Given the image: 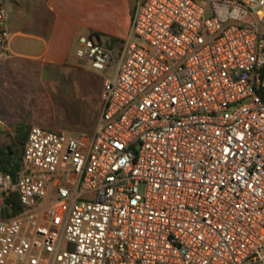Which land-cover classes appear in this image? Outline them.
I'll return each mask as SVG.
<instances>
[{
	"label": "built area",
	"instance_id": "built-area-1",
	"mask_svg": "<svg viewBox=\"0 0 264 264\" xmlns=\"http://www.w3.org/2000/svg\"><path fill=\"white\" fill-rule=\"evenodd\" d=\"M80 43L110 71L101 116L32 125L0 169V206L22 205L0 209V264H264V0H137L123 40Z\"/></svg>",
	"mask_w": 264,
	"mask_h": 264
},
{
	"label": "crops",
	"instance_id": "crops-1",
	"mask_svg": "<svg viewBox=\"0 0 264 264\" xmlns=\"http://www.w3.org/2000/svg\"><path fill=\"white\" fill-rule=\"evenodd\" d=\"M136 4L137 0H6L13 54L0 60V122L7 109L31 102L36 91L58 86L66 102L77 108L78 123L86 125L71 132L92 135L103 110L99 113L97 108L104 106L99 81L109 70L94 69L78 57L80 37L108 45L123 40Z\"/></svg>",
	"mask_w": 264,
	"mask_h": 264
},
{
	"label": "rangeland",
	"instance_id": "rangeland-1",
	"mask_svg": "<svg viewBox=\"0 0 264 264\" xmlns=\"http://www.w3.org/2000/svg\"><path fill=\"white\" fill-rule=\"evenodd\" d=\"M105 74L109 75L110 71H107ZM99 82L101 92L104 78ZM64 96V92L58 86H55L54 89L49 91H36L33 94L31 102H19L20 104H17L18 107L15 109H7L4 116L5 121L0 122V145L12 143L16 127L21 123L29 124L31 127L33 124H36L34 121H38L44 122V125L47 127L70 131H76L79 130L80 126L82 128L86 126L78 123L79 118L75 114L77 108L67 103ZM102 107L101 103V106L97 108L99 113ZM95 124L92 125L91 131L96 128Z\"/></svg>",
	"mask_w": 264,
	"mask_h": 264
},
{
	"label": "trees",
	"instance_id": "trees-1",
	"mask_svg": "<svg viewBox=\"0 0 264 264\" xmlns=\"http://www.w3.org/2000/svg\"><path fill=\"white\" fill-rule=\"evenodd\" d=\"M115 39V38H114ZM30 125L21 123L17 125L12 143L0 145V169L12 173L14 176L23 165V149L27 140ZM4 201L0 209L6 214H15L22 208L16 193L4 195ZM11 204L12 211L9 212L8 205Z\"/></svg>",
	"mask_w": 264,
	"mask_h": 264
}]
</instances>
